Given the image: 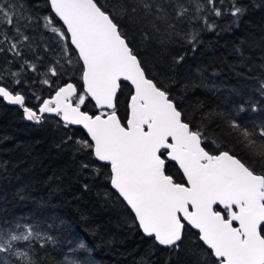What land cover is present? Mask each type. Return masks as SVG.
<instances>
[{
    "label": "snow or ice",
    "instance_id": "obj_1",
    "mask_svg": "<svg viewBox=\"0 0 264 264\" xmlns=\"http://www.w3.org/2000/svg\"><path fill=\"white\" fill-rule=\"evenodd\" d=\"M47 4L48 14L41 18L26 0H0V53H12L14 60H22L18 71L0 67V99L19 106L28 121L39 124L46 114H55L65 128L78 125L86 129L90 140L69 136L63 142L70 141L76 152L91 157L81 162L82 170L95 162L107 163L112 188L134 214L136 226L158 246L179 250L187 227L198 230L197 239L208 257L214 258L212 264H264V167L258 170L255 166L258 162L264 165V123L227 121L230 134L237 135L248 152L247 160L231 151L212 154L206 150L208 137L188 122L169 90L149 78L116 22L127 16L133 23L145 24L153 33L151 38L161 45L173 42L174 37L195 45L199 33L184 32L177 26L200 21L207 30H215L207 15L197 14L207 7L214 17L238 18L246 11L239 0H229L230 8L224 0H204L203 4L196 0H131L115 17L98 0H47ZM189 6L195 14L189 15ZM34 20L59 39L67 65L72 64L67 45L74 46L82 61L80 88L70 81L58 83L65 75L59 61L44 64L38 56L35 61L26 58L33 51L26 30ZM144 38H149L147 33ZM183 60V55L174 58L176 64ZM4 63L11 65L6 56ZM26 70L33 75L26 76ZM122 81L133 86L124 122L117 114ZM35 83L48 86L54 94L42 98L32 91ZM260 91L264 95V82ZM27 95L36 101L35 108L27 106ZM89 99L95 102L98 114L82 111ZM250 110L257 108L251 106ZM238 111L245 109L241 106ZM169 161L182 170L184 183L167 174ZM38 227L19 222L0 227V253L8 257L0 256V264H38L25 249L34 250L33 241L40 247L55 242Z\"/></svg>",
    "mask_w": 264,
    "mask_h": 264
},
{
    "label": "trees",
    "instance_id": "obj_2",
    "mask_svg": "<svg viewBox=\"0 0 264 264\" xmlns=\"http://www.w3.org/2000/svg\"><path fill=\"white\" fill-rule=\"evenodd\" d=\"M130 2L98 0L106 9H112L114 17ZM196 2L203 4L204 0ZM26 3L35 15L42 18L48 14L47 0ZM224 3L231 7L229 0ZM239 4L246 11L238 18L227 14L214 17L207 7L197 14L207 15L209 22L216 25L215 30H207L200 21L178 25V30L199 33L195 45L180 37L161 45L151 38L153 33L145 24L133 23L127 16L116 22L127 34L149 78L166 87L188 122L200 127L208 137L205 148L212 153L231 151L247 160L248 152L238 143L237 135L230 134L227 121L264 123V95L260 91L264 82V0H239ZM192 14L195 9L189 6V15ZM26 34L32 37L33 48L26 58L35 61L38 56L44 64L59 61L65 75L58 83L73 81L80 88L82 62L74 47L67 45L72 59V64L67 65L61 42L43 28L42 22L34 20ZM180 55L184 60L176 64L174 58ZM5 56L11 65L4 63ZM19 64L22 60H14L12 53H0V67L6 71H18ZM24 74L33 75L27 70ZM32 91L42 98L54 94L40 83H35ZM132 92L131 86L122 82L117 108L123 118ZM241 106L244 112L238 111ZM251 106L257 111H251ZM84 109L97 112L91 100ZM69 136L73 140L89 139L82 129L71 125L65 128L55 116L42 124L28 121L20 107L0 99V227L32 223L44 235L52 236L54 243L40 247L33 241L34 250L25 249L38 264H190L191 260L192 264H203L208 260L207 250L190 229L179 250L163 248L146 238L136 226L134 215L113 191L107 163L95 162L82 170L81 162L91 157L86 152H76L70 141L64 143ZM255 166L258 170L264 167L259 162ZM166 172L176 182H185L174 162L169 161ZM188 249H195L196 254L188 255ZM0 256L8 258L7 254ZM212 262L208 260V264Z\"/></svg>",
    "mask_w": 264,
    "mask_h": 264
},
{
    "label": "flooded vegetation",
    "instance_id": "obj_3",
    "mask_svg": "<svg viewBox=\"0 0 264 264\" xmlns=\"http://www.w3.org/2000/svg\"><path fill=\"white\" fill-rule=\"evenodd\" d=\"M75 83V82H74ZM83 83V82H82ZM77 87H78V84H77ZM79 88V87H78ZM41 97H43V96H41ZM48 97H50V96H46V97H44V98H48ZM89 100H91V99H89ZM87 102V101H86ZM93 102V101H92ZM26 103L28 104V106H30V107H33V108H35L36 107V101L34 100V99H30V98H28L27 99V97H26ZM94 103V102H93ZM94 105H95V103H94ZM96 107V106H95ZM82 109L83 110H85L84 109V106L82 107ZM96 109H97V107H96ZM117 110H118V108H117ZM86 111V110H85ZM87 112H89V111H87ZM99 112V110L97 109V112L96 113H92V112H89V113H91V114H97ZM127 115H128V111H127ZM127 115H126V117H127ZM53 116H55V115H46V118H48V117H53ZM120 116V118H121V121L122 122H124L125 121V118H123L121 115H119ZM56 117V116H55ZM45 118V119H46ZM58 118V117H57ZM45 119H44V121H45ZM72 126V125H71ZM81 129V128H80ZM210 152V151H209ZM212 153V152H211ZM212 154H216V153H212ZM218 210H219V208H218ZM187 229H190V230H192L191 228H187L186 227V231H187ZM196 233H198V232H196ZM208 260H211V261H213L214 260V258H210V257H208Z\"/></svg>",
    "mask_w": 264,
    "mask_h": 264
},
{
    "label": "water",
    "instance_id": "obj_4",
    "mask_svg": "<svg viewBox=\"0 0 264 264\" xmlns=\"http://www.w3.org/2000/svg\"><path fill=\"white\" fill-rule=\"evenodd\" d=\"M74 47V46H73ZM151 79V78H150ZM70 82H73V81H70ZM122 82H126V83H128L130 86H131V88L133 89V86L131 85V83L130 82H127V81H122ZM122 82H121V84H122ZM74 83V82H73ZM120 91H121V89L119 90V92H118V94H117V101H118V96H119V94H120ZM49 98V97H48ZM94 102V101H93ZM95 103V102H94ZM128 103H129V101H128ZM8 104V103H7ZM10 105V104H9ZM13 106H16V105H13ZM19 107V106H18ZM30 107V106H29ZM99 110V109H98ZM82 111H85V110H83L82 109ZM89 114H91V113H89ZM98 114V113H97ZM117 114L119 115V112H118V110H117ZM46 115H55V114H46ZM92 115H95V114H92ZM44 122V121H43ZM42 122V123H43ZM35 123V122H34ZM37 124V123H36ZM39 124H41V123H39ZM72 126H74V127H78V128H81L86 134H87V131H86V129H84L82 126H78V125H72ZM89 139H90V137H89ZM207 150V149H206ZM101 163H106V162H101ZM174 163H176V162H174ZM178 166V165H177ZM181 173H182V170H181ZM183 174V173H182ZM184 176V175H183ZM184 179H185V177H184ZM112 187V186H111ZM113 189V188H112ZM113 191L115 192V190L113 189ZM116 193V192H115ZM117 194V193H116ZM118 195V194H117ZM120 198V197H119ZM121 199V198H120ZM122 200V199H121ZM125 203V202H124ZM125 205H126V203H125ZM127 206V205H126ZM128 207V206H127ZM220 207H222V206H220ZM128 209L130 210V208L128 207ZM131 211V210H130ZM131 213H132V211H131ZM133 214V213H132ZM134 215V214H133ZM193 231H195V232H198V230H194V229H192ZM142 232V231H141ZM143 234V233H142ZM144 235V234H143ZM145 236V235H144ZM146 237V236H145ZM146 238H148V237H146ZM149 239H151V238H149ZM162 247V246H161ZM163 248H165V247H163Z\"/></svg>",
    "mask_w": 264,
    "mask_h": 264
},
{
    "label": "rangeland",
    "instance_id": "obj_5",
    "mask_svg": "<svg viewBox=\"0 0 264 264\" xmlns=\"http://www.w3.org/2000/svg\"><path fill=\"white\" fill-rule=\"evenodd\" d=\"M195 252H196L195 249H188V250H187V254H188V255H192V254L195 255V254H196ZM193 257H194V256H192V257L190 256L189 258H193ZM189 258H188V260H189ZM198 258H199V257H198ZM189 263L192 264V260H191Z\"/></svg>",
    "mask_w": 264,
    "mask_h": 264
},
{
    "label": "bare ground",
    "instance_id": "obj_6",
    "mask_svg": "<svg viewBox=\"0 0 264 264\" xmlns=\"http://www.w3.org/2000/svg\"><path fill=\"white\" fill-rule=\"evenodd\" d=\"M28 106V105H27ZM42 124V123H41Z\"/></svg>",
    "mask_w": 264,
    "mask_h": 264
}]
</instances>
